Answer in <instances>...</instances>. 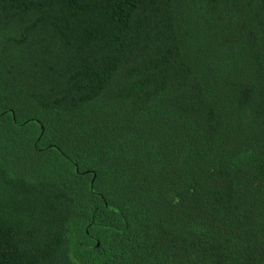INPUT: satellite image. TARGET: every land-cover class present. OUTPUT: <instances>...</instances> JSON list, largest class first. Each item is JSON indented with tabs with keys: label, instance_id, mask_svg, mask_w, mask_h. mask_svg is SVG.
I'll return each instance as SVG.
<instances>
[{
	"label": "trees",
	"instance_id": "obj_1",
	"mask_svg": "<svg viewBox=\"0 0 264 264\" xmlns=\"http://www.w3.org/2000/svg\"><path fill=\"white\" fill-rule=\"evenodd\" d=\"M0 264H264V0H0Z\"/></svg>",
	"mask_w": 264,
	"mask_h": 264
}]
</instances>
